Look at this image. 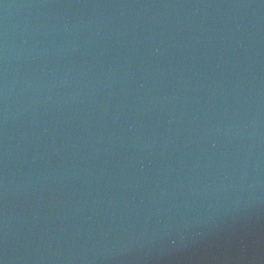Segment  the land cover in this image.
I'll return each instance as SVG.
<instances>
[{
  "label": "water",
  "instance_id": "obj_1",
  "mask_svg": "<svg viewBox=\"0 0 264 264\" xmlns=\"http://www.w3.org/2000/svg\"><path fill=\"white\" fill-rule=\"evenodd\" d=\"M0 264H264V0H0Z\"/></svg>",
  "mask_w": 264,
  "mask_h": 264
}]
</instances>
